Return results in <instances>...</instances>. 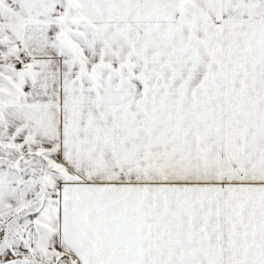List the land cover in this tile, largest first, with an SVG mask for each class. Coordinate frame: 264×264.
I'll list each match as a JSON object with an SVG mask.
<instances>
[{
  "label": "crops",
  "instance_id": "1",
  "mask_svg": "<svg viewBox=\"0 0 264 264\" xmlns=\"http://www.w3.org/2000/svg\"><path fill=\"white\" fill-rule=\"evenodd\" d=\"M28 1L2 2L13 17L0 19L12 33L0 42V220L45 198L0 264H264V246H227L264 239V0ZM172 24L162 169L146 163L154 78L129 65L115 88L108 32L126 42ZM85 30L105 32L94 59L66 42ZM243 176L251 183H226ZM245 189L250 232L231 236Z\"/></svg>",
  "mask_w": 264,
  "mask_h": 264
},
{
  "label": "rangeland",
  "instance_id": "2",
  "mask_svg": "<svg viewBox=\"0 0 264 264\" xmlns=\"http://www.w3.org/2000/svg\"><path fill=\"white\" fill-rule=\"evenodd\" d=\"M21 1H23L24 3L25 1H27L28 4L30 3V1L28 0ZM2 2L4 3L6 2V0H0V19H7V17H13L9 14L8 9H4L2 7L4 6ZM164 28L165 29L150 32L131 31L130 35L132 36V39H130L129 41L127 40L126 42L125 32H122L121 30H114L112 32H108V39H113L112 43H110L113 46L112 55L114 62L113 71L115 88L120 86L118 83L120 79H117V76L120 75L123 70H127L129 68V65H132L134 67L133 70L135 72H138L139 75L145 74V76H152L154 78L149 80V82H152L150 84L151 90L149 92H145L146 104L151 105L152 108H154L153 106H156L155 109H153L152 111L147 110L145 112L146 138L151 143L150 146L147 145V152L150 154L147 155L146 163L147 166L150 167L151 164H153L151 162L156 160V164L163 167L162 169H164L165 166L168 167L169 164L173 162V156L170 155V151H168L166 155L165 151H161L162 148H160L161 144L159 143L163 140V138H173V24L166 25L164 26ZM64 33L67 44H70L72 46V49L75 51L76 55L93 59L96 58L98 54L101 55V52L98 51L97 45L100 44L102 38H105V32L85 30L79 32L66 31ZM11 34V32L3 30L0 20V42L3 39L7 40V38L10 37ZM19 43L20 42L18 40L16 44L19 45ZM1 50L2 48L0 46V52ZM93 59L89 60L91 61ZM98 65L99 64L96 63L95 67L93 69L91 68V70H94L96 67H98ZM92 66H94V64H92L91 67ZM146 83L147 82L141 84L143 86L141 90L142 92L144 90V86L147 85ZM132 98L133 96L131 95V104L134 103ZM132 113L133 112L131 111V115ZM115 126L118 129L119 126H122L124 132L126 130V122H124L123 125H119L118 122L115 121ZM137 126V122H135L131 117L129 125L130 132L132 133L134 130H137ZM116 127L115 132L117 131ZM118 131H121V129H119ZM128 138L133 137L129 135ZM152 142L154 143L152 144ZM225 180L226 179H224V182ZM241 180L243 184L251 183L250 178L248 176H243L242 178L237 179L235 178L233 181L227 180L226 183H236L237 181ZM230 190L231 188H228L227 192H224L225 194H227V198L228 196L233 195V193H235L234 189L232 191ZM240 193L242 204L239 208V211L238 207L235 208L237 212V223L236 225H231L234 228V231H229V234L231 236H234V232H236V234L243 233V235L250 232L249 226L251 225V212H253V204L250 200V192L248 189H245L242 190ZM31 206H33V204L26 206L25 209ZM36 206L34 204L32 210H35ZM13 216L0 220V246L2 247H6L14 243L16 239L15 237L18 235L19 230L21 228L22 222L20 221H24L25 218H28L16 216L17 218H19V222H12L14 219H16V217ZM243 217L245 219H243ZM242 220L244 221L243 223H241ZM7 230L10 231L9 239L5 237V233L4 235H2V232H6ZM257 231L258 235H264V229L263 231L261 229H258ZM221 238L220 240L218 238H216L215 240L212 239V245H214V243H216V245H222ZM255 241L257 242L256 245ZM243 245L262 247L264 246V239L249 240L247 238L242 237H232L230 238V240H228L227 244V246L236 247Z\"/></svg>",
  "mask_w": 264,
  "mask_h": 264
},
{
  "label": "trees",
  "instance_id": "3",
  "mask_svg": "<svg viewBox=\"0 0 264 264\" xmlns=\"http://www.w3.org/2000/svg\"><path fill=\"white\" fill-rule=\"evenodd\" d=\"M39 206V205H38ZM37 206V207H38ZM36 207V208H37ZM35 208V209H36ZM41 210V209H40ZM40 210L38 211V212H33L34 210H32V211H24V212H21V213H17V214H15L13 217H16V216H19V217H22V218H25V217H28V218H33V217H35L39 212H40ZM3 234L2 235H4V231L2 232Z\"/></svg>",
  "mask_w": 264,
  "mask_h": 264
},
{
  "label": "water",
  "instance_id": "4",
  "mask_svg": "<svg viewBox=\"0 0 264 264\" xmlns=\"http://www.w3.org/2000/svg\"><path fill=\"white\" fill-rule=\"evenodd\" d=\"M44 198H45V196L43 195L41 198L39 206L33 212H38L42 208L43 203H44Z\"/></svg>",
  "mask_w": 264,
  "mask_h": 264
},
{
  "label": "built area",
  "instance_id": "5",
  "mask_svg": "<svg viewBox=\"0 0 264 264\" xmlns=\"http://www.w3.org/2000/svg\"><path fill=\"white\" fill-rule=\"evenodd\" d=\"M29 61H30L29 59H27V58L25 59V62H26V63H28Z\"/></svg>",
  "mask_w": 264,
  "mask_h": 264
}]
</instances>
